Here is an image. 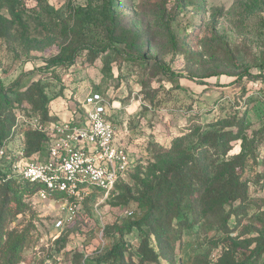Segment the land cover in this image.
Segmentation results:
<instances>
[{
	"label": "rangeland",
	"instance_id": "obj_1",
	"mask_svg": "<svg viewBox=\"0 0 264 264\" xmlns=\"http://www.w3.org/2000/svg\"><path fill=\"white\" fill-rule=\"evenodd\" d=\"M88 44L99 52L94 61L81 50ZM60 59L66 71L53 66ZM165 68L182 78L171 80ZM245 71L262 77L238 80ZM34 84L43 86L51 111L69 116L78 111L73 96L103 93L120 107L113 119L136 163L85 214L70 219L60 203L33 194L6 231L26 238L21 264L95 261L117 242L131 212L141 213V196L156 179L165 173L179 178V161L197 157L201 166H189L191 176L203 169L200 175L212 179L210 163L241 154L242 141L224 142L232 150L217 159L218 146L204 142L206 134L230 131L236 122L248 141L264 140V0H0V93L13 92L7 100L16 117L7 140L14 143L24 137L19 130H33L38 118L27 102L15 103L17 92ZM253 150L249 144L245 152L253 158L246 168L249 202L237 216L220 208L204 211L195 199L206 190L188 174L181 180L183 206L160 202L162 213L150 226L163 231L157 241L161 264H237L236 251L260 245L264 142ZM58 220L64 222L60 229ZM61 238L66 246L60 249ZM125 239L132 249L138 246L136 230ZM127 256L138 264V255ZM6 260L0 247V264ZM250 263L264 264V257Z\"/></svg>",
	"mask_w": 264,
	"mask_h": 264
},
{
	"label": "trees",
	"instance_id": "obj_2",
	"mask_svg": "<svg viewBox=\"0 0 264 264\" xmlns=\"http://www.w3.org/2000/svg\"><path fill=\"white\" fill-rule=\"evenodd\" d=\"M81 50L86 52V56L90 61H94L99 53L96 47L92 44L84 46ZM65 64H67V62L60 59L55 61L53 66L61 65L59 70L63 72L66 71V67H64ZM71 64L72 61L68 62L67 66H70ZM163 70L171 80L182 78L179 77V74L174 73V71L169 68ZM244 77L259 80L262 75H253L249 73V71H245V73L238 75L237 79L242 80ZM190 78L192 79L193 77ZM202 82L203 81H201L200 84H205ZM95 92L104 95L101 92ZM10 94H13V92L9 91L7 94L0 93V147L3 146L4 143H14L13 139H11L12 142L7 140L11 134V129L15 124L16 117V110L13 111L8 105L7 96ZM16 96L17 99L15 100V103L22 104L27 102L31 106L33 114L43 123L57 117L54 112L51 111L48 98L43 90V86L40 84L29 85L23 91L17 92ZM75 104L78 111L82 112L80 105L77 102H75ZM115 112L117 111L115 110ZM113 115V112H111L109 118L115 123ZM73 119L75 120L76 118L73 116L72 120ZM232 128L233 129L230 131L220 130L218 132L208 133L203 141L218 146L217 152L219 153L216 157L217 159L221 156H226L232 150V147L227 149L223 148L222 145L224 142L242 141L241 154L233 157L229 161L225 160L220 164H216V162L210 163L209 168L214 169L211 173L215 174V178L212 179L206 175H200L203 169H200L201 172L199 175L191 176L194 174V171H192L189 166L194 164L197 167L201 166L197 157L182 159V161H179V166L174 170L175 175L179 178L170 179L168 178V175L170 176L172 173H165L163 177L156 179L154 182L156 183L154 188L141 196V200L138 204L141 213L139 214L132 211L130 214V221L127 223L126 228L119 231L120 233L117 242H109L105 253L98 259H95V261L85 259L84 261L86 264H129L130 257H128L127 254L138 255V264H161L160 260L163 257V253L157 241L160 239L159 232H162L163 234V231H155L152 226H150V223L157 213L159 216L161 215L162 210L159 207L161 201H164L166 205L167 202L176 203L177 207H182L183 203L186 202L183 198V184L181 182L183 177H185V174H188L187 176L191 177L190 182L193 180L195 182L198 181L197 184L200 183V186L205 188L206 193L202 194L198 199H195V201L198 200L199 205L204 211H209L212 208H220L229 213V216L231 217L237 216L241 207L249 202V183L246 180V168L253 158L249 160L250 156L245 153L246 147L249 144H253L254 150L252 152L255 153V148L258 147L259 143L264 142V140L261 135L257 139L248 141L244 131H242L236 122L233 123ZM19 132L24 133V137L22 140H18L17 143H14L13 147L24 148L25 156L29 159L43 160L48 148L47 136L27 128L21 129ZM18 134L20 133H17V135ZM129 150L132 153L130 148ZM133 155L134 154L132 153V160L134 157ZM135 163L136 161L133 160L132 166L127 175L132 171ZM196 166H194L193 170ZM1 169L2 167H0V247L3 252H5V257L7 258L5 264H21L23 262L22 250L25 246L26 238L24 240L23 237L14 236L15 232H7L6 227L16 217L26 211L27 205L24 203V199L27 196L35 194L38 185L22 180L17 176L7 178L6 174L2 173ZM124 178L116 184L115 188L124 180ZM100 194L101 193L95 192L87 200L85 213L86 208L89 210V206H94L93 202ZM189 202V204H191L190 207L192 208L195 202H191V199ZM163 213L165 212L163 211ZM133 230H136L139 239L138 246L135 249H132L131 245L125 239L126 235L131 234ZM4 238H6L5 241ZM56 244L60 245V249L65 248L66 240L61 238ZM259 244L260 245L254 250L246 249L236 251V253L234 252V258L236 260L234 262L237 264H252L250 263L251 261L255 262V260H261L264 257V240Z\"/></svg>",
	"mask_w": 264,
	"mask_h": 264
},
{
	"label": "built area",
	"instance_id": "obj_3",
	"mask_svg": "<svg viewBox=\"0 0 264 264\" xmlns=\"http://www.w3.org/2000/svg\"><path fill=\"white\" fill-rule=\"evenodd\" d=\"M73 99L82 112L48 125L38 118L32 123L33 130L48 138L43 160L29 159L24 148L9 143L0 147L2 173L37 184L35 195L60 203L70 219L85 213L86 202L95 192L109 195L133 162L127 144L118 136L117 125L109 118L120 107L92 90L83 99ZM63 224L58 220L56 227L60 229Z\"/></svg>",
	"mask_w": 264,
	"mask_h": 264
},
{
	"label": "crops",
	"instance_id": "obj_4",
	"mask_svg": "<svg viewBox=\"0 0 264 264\" xmlns=\"http://www.w3.org/2000/svg\"><path fill=\"white\" fill-rule=\"evenodd\" d=\"M55 116H57V118H59L58 120H68L69 118H71V115H66L65 112H59V111H55ZM46 156V155H45ZM45 158V157H44Z\"/></svg>",
	"mask_w": 264,
	"mask_h": 264
}]
</instances>
